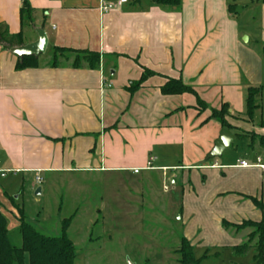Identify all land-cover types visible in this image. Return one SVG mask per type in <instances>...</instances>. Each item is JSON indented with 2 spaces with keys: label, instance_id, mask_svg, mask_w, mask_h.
<instances>
[{
  "label": "crops",
  "instance_id": "0c3cea01",
  "mask_svg": "<svg viewBox=\"0 0 264 264\" xmlns=\"http://www.w3.org/2000/svg\"><path fill=\"white\" fill-rule=\"evenodd\" d=\"M22 1L0 0V24L10 35L23 31L27 44L37 36L24 31L41 28L47 46L96 52L100 66L73 69L66 62L50 68L48 57L37 69L15 71L16 56L0 45V178L6 172L32 173L35 181L41 174L138 170L137 175L143 170L167 177L170 172L181 179V217L198 212L200 230L195 233L193 227L184 237L192 247L213 244L215 239H205L213 230L220 247L245 242L250 231L224 229L221 223L263 220L250 200L264 204L262 159L210 163L206 157L216 140L210 144L205 129L212 122L197 115L193 95L165 96L160 87L167 78L179 79L210 108L227 104L232 113L239 100L240 109V79L254 87L263 81L264 2L258 7L257 33L247 37L252 46H247L239 38L249 32L232 19L228 0H181L180 10L133 7L129 0L127 7L116 0H26L35 11L34 27L23 30ZM110 2L114 7L104 13ZM143 69L155 76L130 92ZM173 149L179 150L177 164L170 159ZM241 161L252 166L242 168ZM243 209L251 218L234 222ZM249 253L252 260L253 249Z\"/></svg>",
  "mask_w": 264,
  "mask_h": 264
},
{
  "label": "rangeland",
  "instance_id": "374dc122",
  "mask_svg": "<svg viewBox=\"0 0 264 264\" xmlns=\"http://www.w3.org/2000/svg\"><path fill=\"white\" fill-rule=\"evenodd\" d=\"M116 1L128 6V0ZM260 3V0L227 1L228 6H235L231 12L232 19L237 22L240 29L249 32L239 38L241 44L252 46L251 40L248 42L247 37L251 33H257ZM141 4L150 5L147 1H142ZM47 32L50 33V29ZM24 33L27 37H34L36 34L31 29ZM50 49L49 44L45 53L41 55V60L49 57ZM262 80L261 109L259 113L254 114L251 122H246L243 114L245 89L249 86L243 78L239 81L241 108L239 109V100L234 101V105L230 107L233 112L228 111L229 115L221 109L222 105L210 108L208 105L195 103L197 115H205L204 123L212 122L205 129L210 144L222 134L232 139L230 147L221 157L209 160L210 163H221L229 159L234 162L238 158L251 161L257 156L264 163V151L254 149L255 154L248 153L249 148L246 147L253 140L257 141L258 138L264 137V126H261V122L264 123V72ZM213 113L222 115L225 121L224 128L212 118ZM235 133L246 135L245 141L235 138ZM209 148L208 145L206 150ZM177 153L179 154L178 149L170 151L172 164L179 161ZM162 159L169 160L163 157ZM167 174V177H163L161 172L143 170L137 175L131 174L128 170L98 175L72 174L57 177L41 174V180L38 179L37 182L32 173L6 172L5 178H0V209L4 211L8 222V240L16 248L21 246L18 229L20 212L27 225L47 237L60 236L62 221L71 218L66 234L75 249L73 264H178L176 251L180 238L190 235L193 227L195 233L200 230L198 212L195 211L191 217L184 215L181 217L179 201L181 179L170 172ZM190 179L194 184L196 180L193 173ZM39 187L41 194L35 195L34 192ZM71 187L76 189V196L72 195ZM3 190L5 195L2 193ZM76 216L78 217L73 219ZM236 216L239 219L234 218V222L244 218L250 219L251 213L243 209ZM248 231L245 230L244 233ZM209 235L206 234L205 239L211 241L215 239L213 244L204 246L202 242V246L197 244L193 246V255L196 259L201 258L205 250H208V257L199 264H252L251 253L235 257L228 247H220L214 230ZM233 236L229 238L235 239ZM221 241L223 242V237ZM214 252H218L219 255L213 256Z\"/></svg>",
  "mask_w": 264,
  "mask_h": 264
},
{
  "label": "trees",
  "instance_id": "16d2710c",
  "mask_svg": "<svg viewBox=\"0 0 264 264\" xmlns=\"http://www.w3.org/2000/svg\"><path fill=\"white\" fill-rule=\"evenodd\" d=\"M130 6H139L142 1H147L150 4L175 10H179L181 0H129ZM264 2V0H262ZM235 6H229V11L233 12ZM34 9L30 4L23 0L19 10V20L21 29L32 27L34 20ZM26 43L23 31L17 34L10 35L7 29L0 24V45L3 50L7 51L11 47L21 46ZM264 52V43L262 45ZM70 63L73 69H89L97 70L100 66V55L96 52L87 49H72L66 47L54 46L50 49L47 66L50 68L61 67L62 63ZM41 55L38 57H16L14 65L15 71H22L25 69H37L41 66ZM155 76V73L143 69V72L137 82H132L128 90L133 92L138 89L148 78ZM162 95L174 96L185 93L191 94L195 97L196 102L200 105H206L195 95L194 91L184 85L179 79L167 78L163 86L160 87ZM262 89L261 86H247L245 89L244 99V117L246 122H251L254 114L259 113L261 106ZM221 109L227 115L230 113L227 104H223ZM218 113V112H216ZM213 113V119L218 121L221 128H224V118L222 115ZM261 126L264 123L261 122ZM238 140L245 141L246 135L234 134ZM249 149H259L264 151V137H260L257 141L253 140ZM253 206L260 212L264 211V204L256 199H250ZM71 218L62 221L61 235L58 237H47L41 235L37 230L33 229L24 222V217L20 212L18 220L19 234L21 237V246L16 248L11 245L7 234V219L0 211V264H73L75 258V249L73 243L67 237V229L69 227ZM221 226L224 229H234L235 231L249 230L245 242L229 247L230 251L235 257L246 255L253 249L252 264H264V224L263 220L259 222L243 221L241 224H231L222 221ZM253 242V243H252ZM178 255V264H199L206 259L207 252L201 258L196 259L193 255V247L184 238H180L179 248L176 251Z\"/></svg>",
  "mask_w": 264,
  "mask_h": 264
},
{
  "label": "water",
  "instance_id": "95a60500",
  "mask_svg": "<svg viewBox=\"0 0 264 264\" xmlns=\"http://www.w3.org/2000/svg\"><path fill=\"white\" fill-rule=\"evenodd\" d=\"M237 12H239V9L237 10ZM34 32L37 36V39L34 42L27 43L21 46L11 47L8 49V52L16 57H38L44 54L47 49V36L44 30L41 28H36ZM231 141L232 139L229 136L225 134L220 135L214 142L211 151L207 155V159L211 160L221 157L223 152L230 147ZM34 194L40 195V188H37ZM262 216L264 224V211L262 212Z\"/></svg>",
  "mask_w": 264,
  "mask_h": 264
},
{
  "label": "built area",
  "instance_id": "2783aa9c",
  "mask_svg": "<svg viewBox=\"0 0 264 264\" xmlns=\"http://www.w3.org/2000/svg\"><path fill=\"white\" fill-rule=\"evenodd\" d=\"M114 7V4L112 3V2H110V3H108L106 6H104L103 8H102V10H103V12L104 13H107L109 10H111L112 8ZM258 162H259V159L257 160ZM150 165H148V167H149ZM239 166L240 167H242V168H248V167H251L252 165H249L247 162H245V161H241L240 163H239ZM261 168L262 169H264V166H261ZM136 173H138V170H133V174H136ZM2 176H4L3 174H2ZM36 180L38 181V178H36Z\"/></svg>",
  "mask_w": 264,
  "mask_h": 264
}]
</instances>
